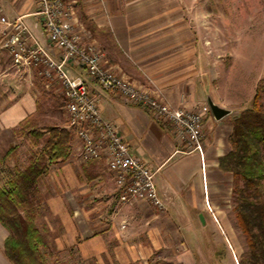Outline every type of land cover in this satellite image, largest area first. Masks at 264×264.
Listing matches in <instances>:
<instances>
[{
    "label": "crops",
    "instance_id": "crops-1",
    "mask_svg": "<svg viewBox=\"0 0 264 264\" xmlns=\"http://www.w3.org/2000/svg\"><path fill=\"white\" fill-rule=\"evenodd\" d=\"M72 2L76 31L84 42L99 46L106 67L175 108L193 109L211 101L229 113L215 119L210 110L204 119L202 153L188 152L170 127L156 121L149 110L102 90L83 68L67 65L71 76H80L87 83L101 117L115 123L131 153L155 171L163 208L141 200L119 203L104 158L82 162L79 140L62 126L68 135L63 155L46 172L56 175L58 181V196L48 206L57 216L58 226L69 230L63 242L74 245L79 254L96 258L121 254L123 240L132 246L131 254H149L147 248L159 249L165 244H183L181 254H194L187 244L204 242L206 235L201 234L209 225L215 231L216 225L224 237L222 212L231 202L233 176L219 168V159L231 150L233 109L249 108L253 97L237 99L218 83L224 75V60L215 53L208 30L194 26L186 5L192 0ZM36 9L35 0H0V17L22 16L37 40L58 59L59 51L49 44ZM236 43L235 37L234 62ZM239 72L243 74L241 69ZM254 82L256 89L257 76ZM37 83L43 84L33 70L15 67L10 56L0 52V133L13 131L25 119L34 121L42 113ZM42 87L62 104L57 85ZM224 98L233 99L228 104ZM234 99L239 100L237 104ZM7 235L0 223V264H11L3 254Z\"/></svg>",
    "mask_w": 264,
    "mask_h": 264
},
{
    "label": "built area",
    "instance_id": "built-area-1",
    "mask_svg": "<svg viewBox=\"0 0 264 264\" xmlns=\"http://www.w3.org/2000/svg\"><path fill=\"white\" fill-rule=\"evenodd\" d=\"M35 3L44 34L49 44L59 51V58L55 59L37 40L22 16L11 20L0 17V52H6L15 67L33 70L46 88L57 85L63 97L66 129L80 142L79 159L87 162L104 158L119 203L141 200L162 209L154 183L155 171L131 153L118 126L101 117L97 99L91 95L85 80L71 76L66 66L83 68L102 90L149 110L156 121L170 127L188 152L202 153L204 119L210 113L209 105L175 108L106 67L103 52L93 43L84 42L76 31L72 0H35Z\"/></svg>",
    "mask_w": 264,
    "mask_h": 264
},
{
    "label": "rangeland",
    "instance_id": "rangeland-1",
    "mask_svg": "<svg viewBox=\"0 0 264 264\" xmlns=\"http://www.w3.org/2000/svg\"><path fill=\"white\" fill-rule=\"evenodd\" d=\"M186 5L189 7V13L193 14L194 26L200 31L208 30V38L214 45L215 53L221 55L224 60L221 62L223 66L225 65V70L222 71L224 75L220 76L218 83L228 88L233 96L238 97L237 99L252 98L255 93L256 76L259 80L264 78V0H192V3L187 2ZM235 37L237 43L234 62ZM95 46L99 48L98 45ZM240 69L243 74L239 72ZM37 84L39 88L37 97L42 113L37 115L34 121L29 122L24 131L17 126L13 131L0 133L2 187L6 186L9 178L17 170L25 168L35 152L40 150V146L34 144V139L28 132L42 130L45 135L39 143L44 144L48 136L46 128L66 126L63 102L61 104L57 97L46 92L43 84ZM229 99H226L228 104ZM237 99H234L233 104H237L239 101ZM260 102L264 109V94L261 95ZM240 111V108L233 109L230 119ZM10 146L14 148L5 156ZM57 167L55 163L53 168ZM46 171L37 180L41 200L34 223L46 242V246L39 247V252L47 264H157L159 261L172 264H238L240 256L246 250L244 236L236 225L232 210L234 203L231 198V202L227 203L225 211L222 212L224 217L221 220V227L224 237L216 225V231L212 224L209 225L201 234V237L206 235L204 238L207 239L204 242L187 244L193 249L194 254H181L180 247H183V244H165L159 249L150 250L146 247V253L149 254H131L132 246L125 240L122 242L121 254H99L97 258L94 254H79L74 245L63 242V239L68 237L69 230L59 227L57 216L49 210L48 204L58 196V181L56 175H47Z\"/></svg>",
    "mask_w": 264,
    "mask_h": 264
},
{
    "label": "trees",
    "instance_id": "trees-1",
    "mask_svg": "<svg viewBox=\"0 0 264 264\" xmlns=\"http://www.w3.org/2000/svg\"><path fill=\"white\" fill-rule=\"evenodd\" d=\"M264 94V78L257 83L252 104L233 119L229 136L231 150L219 159V168L233 176L232 199L236 225L245 239V252L238 264H264V109L260 102ZM28 119L19 123L24 131ZM44 144L39 140L42 130H31L29 136L40 146L28 165L17 170L5 187L0 186V223L8 235L3 242V254L11 264H47L39 252L46 246L34 220L40 208L37 180L48 165L63 155L67 131L51 126ZM27 133V132H26ZM10 146L5 156L13 150ZM157 264H172L159 261Z\"/></svg>",
    "mask_w": 264,
    "mask_h": 264
},
{
    "label": "water",
    "instance_id": "water-1",
    "mask_svg": "<svg viewBox=\"0 0 264 264\" xmlns=\"http://www.w3.org/2000/svg\"><path fill=\"white\" fill-rule=\"evenodd\" d=\"M209 107L215 119H220L229 113V110L222 108L211 101H209Z\"/></svg>",
    "mask_w": 264,
    "mask_h": 264
}]
</instances>
